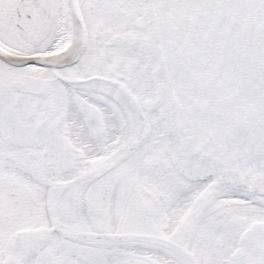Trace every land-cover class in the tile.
<instances>
[{
    "label": "snow or ice",
    "instance_id": "snow-or-ice-1",
    "mask_svg": "<svg viewBox=\"0 0 264 264\" xmlns=\"http://www.w3.org/2000/svg\"><path fill=\"white\" fill-rule=\"evenodd\" d=\"M0 264H264V0H0Z\"/></svg>",
    "mask_w": 264,
    "mask_h": 264
}]
</instances>
